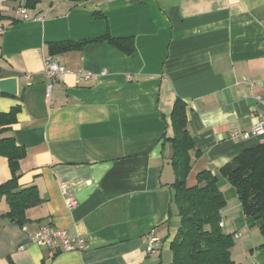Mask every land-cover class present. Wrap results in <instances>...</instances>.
<instances>
[{
  "label": "crops",
  "instance_id": "obj_1",
  "mask_svg": "<svg viewBox=\"0 0 264 264\" xmlns=\"http://www.w3.org/2000/svg\"><path fill=\"white\" fill-rule=\"evenodd\" d=\"M25 4L0 0V78L19 79L18 96L0 93V112L21 106L4 135L26 148L20 184L36 185L42 202L21 226L0 200V264H171L180 216L165 136L173 135L177 98L200 150L188 184L204 169L218 175L226 197L237 200L222 212L233 258L264 264L263 235L221 173L244 148L264 142V130L243 135L264 114L257 100L264 97V0H40L28 8L33 17H16ZM107 33L134 37L135 50L105 40L49 52L52 42ZM48 57L70 72L48 77ZM10 177L0 155V184ZM46 224L85 237L87 248L33 244Z\"/></svg>",
  "mask_w": 264,
  "mask_h": 264
},
{
  "label": "trees",
  "instance_id": "obj_2",
  "mask_svg": "<svg viewBox=\"0 0 264 264\" xmlns=\"http://www.w3.org/2000/svg\"><path fill=\"white\" fill-rule=\"evenodd\" d=\"M40 0H26L27 8H35ZM88 1V0H72ZM94 18H104L101 11H94ZM108 40L126 53L135 50L134 37L114 38L105 34L81 40L56 41L49 44L50 54L76 50L84 45ZM21 106H13L9 112H0V155L8 159L11 177L0 184V200L9 205L8 216L21 226L28 220L26 211L42 202L36 185L20 184V161L26 157V148L16 142L14 136H5L11 124L17 121ZM186 103L177 98L170 115L173 135L165 136L172 145L170 158L175 180L174 202L178 208L180 224L171 241V264H241L232 256L234 234L220 226L226 198L221 190L218 175L204 169L197 175L195 185L188 184L192 164L200 150L188 130ZM221 173L236 189L246 217L253 219L263 235L264 248V142L244 148ZM6 214V215H7Z\"/></svg>",
  "mask_w": 264,
  "mask_h": 264
},
{
  "label": "built area",
  "instance_id": "obj_3",
  "mask_svg": "<svg viewBox=\"0 0 264 264\" xmlns=\"http://www.w3.org/2000/svg\"><path fill=\"white\" fill-rule=\"evenodd\" d=\"M16 17L21 19H30L33 17V14L31 11L25 6L21 5L19 6L16 11ZM3 29L0 28V32H2ZM70 72V69L66 68L63 65H58L52 57H48L46 59V74L48 77L52 78L56 75H60L62 73ZM81 75H84L85 77H90V72L82 73ZM259 102L264 104V97H258L257 99ZM264 130V114H261L259 116V119L252 128L249 131H246L243 133V135L248 136V134H258L261 133ZM240 133H235L234 138L237 137ZM65 185H63V189L65 191ZM78 203L77 200L68 199V206L69 208H75L77 207ZM220 226H223V221L220 222ZM31 242L33 244H37L38 246H48L52 247L54 245H59L62 247L63 250L71 251V250H82L87 248V241L86 238L79 235H73L69 233L66 229L54 227L51 224H46L40 227V229L35 232L31 237ZM155 243L156 239L152 236L148 237V245H147V251L148 252H154L155 250ZM21 247H24L21 246Z\"/></svg>",
  "mask_w": 264,
  "mask_h": 264
},
{
  "label": "water",
  "instance_id": "obj_4",
  "mask_svg": "<svg viewBox=\"0 0 264 264\" xmlns=\"http://www.w3.org/2000/svg\"><path fill=\"white\" fill-rule=\"evenodd\" d=\"M19 79L18 76H9L0 78V93L18 96L19 95Z\"/></svg>",
  "mask_w": 264,
  "mask_h": 264
},
{
  "label": "rangeland",
  "instance_id": "obj_5",
  "mask_svg": "<svg viewBox=\"0 0 264 264\" xmlns=\"http://www.w3.org/2000/svg\"><path fill=\"white\" fill-rule=\"evenodd\" d=\"M231 187L233 188V186L231 185V183L228 181L227 187H225V188L230 189ZM223 191H224V190H223ZM226 192H227V191H224V196H225V198H226V205H225V207H224V209H223V215H225L227 209H230V206H232V204H233L234 202L237 201L236 198H231V197H230V199H229V197H226ZM233 213H235V211H232V214H233ZM223 230H224L225 232L231 233L233 229H231V230L228 229L229 231H226L225 229H223Z\"/></svg>",
  "mask_w": 264,
  "mask_h": 264
}]
</instances>
